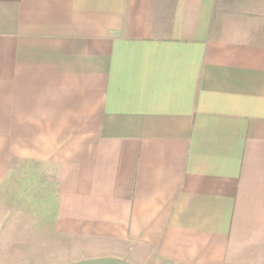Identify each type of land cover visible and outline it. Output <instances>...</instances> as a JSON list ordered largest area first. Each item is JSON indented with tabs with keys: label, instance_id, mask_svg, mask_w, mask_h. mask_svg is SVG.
Returning a JSON list of instances; mask_svg holds the SVG:
<instances>
[{
	"label": "crops",
	"instance_id": "0c3cea01",
	"mask_svg": "<svg viewBox=\"0 0 264 264\" xmlns=\"http://www.w3.org/2000/svg\"><path fill=\"white\" fill-rule=\"evenodd\" d=\"M0 264H264V0H0Z\"/></svg>",
	"mask_w": 264,
	"mask_h": 264
},
{
	"label": "rangeland",
	"instance_id": "374dc122",
	"mask_svg": "<svg viewBox=\"0 0 264 264\" xmlns=\"http://www.w3.org/2000/svg\"><path fill=\"white\" fill-rule=\"evenodd\" d=\"M10 185L15 186L16 184H15V182H12Z\"/></svg>",
	"mask_w": 264,
	"mask_h": 264
}]
</instances>
